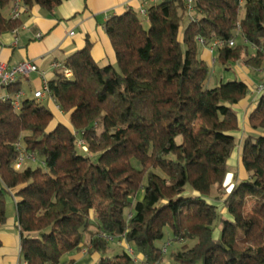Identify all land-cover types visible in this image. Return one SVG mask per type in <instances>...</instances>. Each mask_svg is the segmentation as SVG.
<instances>
[{"label": "trees", "instance_id": "16d2710c", "mask_svg": "<svg viewBox=\"0 0 264 264\" xmlns=\"http://www.w3.org/2000/svg\"><path fill=\"white\" fill-rule=\"evenodd\" d=\"M15 1L0 0V35L23 25L4 14ZM20 1L30 12L69 0ZM146 10L105 23L115 65L97 63L87 40L60 62L73 75L56 69L47 98H23L19 108L0 100V230L12 197L28 264H72L64 258L85 244L101 254L98 264H264V96L241 142L246 178L227 191L249 86L206 88L211 68L201 58V41L219 40L215 65L264 70V0H195L191 13L185 0H163ZM7 91L19 93L21 79ZM22 152L36 162L18 170ZM166 227L182 244L172 263L171 243L157 246ZM114 241L128 248L108 255Z\"/></svg>", "mask_w": 264, "mask_h": 264}, {"label": "crops", "instance_id": "0c3cea01", "mask_svg": "<svg viewBox=\"0 0 264 264\" xmlns=\"http://www.w3.org/2000/svg\"><path fill=\"white\" fill-rule=\"evenodd\" d=\"M152 4L151 0H69L64 2L53 11H48L39 6H35L30 12L22 13V27L18 28V45H14L15 35L8 32L0 35V60L8 67H14L21 62L32 61L38 69V74H33L28 79H21V92L24 98H29V93L33 95L39 90L44 79L50 82L55 77L53 64L64 62L70 55L84 48L86 41L93 43L92 56L101 66L115 65L116 57L112 43L107 36L104 26L113 16L122 15L128 10L140 12L148 9ZM6 17H11L12 9L4 11ZM73 33V35H71ZM41 34L42 38L37 39ZM215 52L207 46L201 49V58L208 64L215 63ZM235 73H217L211 77L214 85L218 82L226 83L233 80H241L248 84L249 94L246 101L237 108L240 130L233 135L240 141L239 148H236L229 162L234 165L241 161V142L245 135L251 130L247 126V115L255 107L256 102L263 95L255 91L259 84L264 81V70H253L247 68L242 62L235 65ZM32 77L34 78L32 80ZM32 80V81H30ZM6 89H0V95H6ZM52 102L56 108V121L68 122L59 107ZM7 224L0 230V264H20L21 239L16 216V203L12 197L7 198ZM122 250L127 245L125 241L119 243ZM87 246L80 252L67 255L64 262L73 261L72 264H98L101 254H89ZM128 247V245H127ZM114 248H116L114 246ZM141 259V256L138 257Z\"/></svg>", "mask_w": 264, "mask_h": 264}, {"label": "built area", "instance_id": "2783aa9c", "mask_svg": "<svg viewBox=\"0 0 264 264\" xmlns=\"http://www.w3.org/2000/svg\"><path fill=\"white\" fill-rule=\"evenodd\" d=\"M152 2H159V1H163V0H151ZM186 2V8L188 9V11L191 13L193 11V5L195 0H185ZM25 12V9L23 8L21 1L20 0H16L14 3V8L12 9V14L11 17L13 19H19L22 15V13ZM140 13L142 15H146L147 14V10L146 9H142L140 11ZM240 31V30H238ZM15 35V41H14V45L17 46L18 45V29H15L12 31ZM71 35H73V33H71ZM37 39H41L42 35L38 34ZM201 43L204 46H207L212 52H215L217 48H221L225 45V43L223 41H213L211 44L206 45L204 41H201ZM236 45V41L232 40L229 42V46L234 47ZM53 68L56 69H63V73L64 76L66 78H71L73 73L70 69L65 68L60 62H56L53 64ZM39 73V69L37 67V65L32 62V61H25V62H21L18 65L14 66V67H8V65L0 60V89H6L8 87H10L11 85H13L14 83H16L18 80L20 79H28L30 78L33 74H38ZM257 94H261L262 92H264V81L258 85L256 91ZM49 94V86H48V82L44 79L43 84L41 86V88L39 90H37L34 93V97L36 99L42 100L48 97ZM24 98V94L23 92H19L17 94L11 95V94H6V95H0V100H8L11 99L12 103L14 105V107L19 108L21 105V101ZM79 146L85 151L87 152L88 149L85 145V143L83 141H79ZM28 159H31L32 162H36V159L34 157H28L27 155H25L23 152L21 153V156L19 157L18 162L16 163V169H21L23 166H25L28 162ZM132 252V251H131ZM167 252V249H164V253ZM20 264H28L25 261L20 262Z\"/></svg>", "mask_w": 264, "mask_h": 264}, {"label": "rangeland", "instance_id": "374dc122", "mask_svg": "<svg viewBox=\"0 0 264 264\" xmlns=\"http://www.w3.org/2000/svg\"><path fill=\"white\" fill-rule=\"evenodd\" d=\"M244 11H242V14H243ZM141 19H142V22L144 24V27H147V19L145 16H141ZM187 22V20H186ZM183 30V28H182ZM209 64V63H208ZM210 68H211V74H210V77L209 79L211 80V77H214V73H217L219 79H220V73H227V74H230V73H235L236 70H234L235 68H232L230 71H226V68L220 64H214V61H212L210 64ZM235 67V66H234ZM230 75H233V74H230ZM31 79V78H30ZM34 78L32 77V80ZM30 80V81H32ZM221 84V82H218L217 85H214L213 81H209L207 82L206 84V88H214L216 86H219ZM29 98H33V95H31L29 93ZM48 108H50L52 111L56 112V108L54 106V104L52 102H49L48 100L44 101L43 102ZM57 113V112H56ZM67 116H65V119H66ZM238 144H239V140L237 141ZM239 148V147H238ZM40 164V162H39ZM38 164V165H39ZM229 172H228V175L226 177V180H225V186H226V190L229 191L231 190V188L235 185V184H238L239 182H241L242 180H244L246 178V173L244 171V169L241 167V163L239 162V164L237 165H234L233 162H229ZM140 198V197H139ZM216 206H218V208L221 210L222 209V204L221 203H214ZM94 230V229H93ZM219 233H221V228H219ZM89 241V237H86L85 238V243ZM169 243H171V246L168 247V252L167 254L165 255V262L166 263H172V259H171V253L172 251H177L178 249H180L182 247V244H179V243H175L173 242V235H172V232H171V228L170 227H166L165 229V237L162 241L158 242L157 243V246L159 248H164L165 246H167ZM189 246H192L193 245V242L192 243H188ZM85 246H87V244H85ZM114 246L116 248H114ZM126 247V249L128 248L127 245H124ZM109 250L107 251V254L108 255H111L112 253H118V252H121L122 250V247L120 244H117V241H114V242H110L109 244ZM86 250H87V247H85ZM88 252V251H87ZM135 256H138L137 254ZM197 264H202V262H199Z\"/></svg>", "mask_w": 264, "mask_h": 264}]
</instances>
